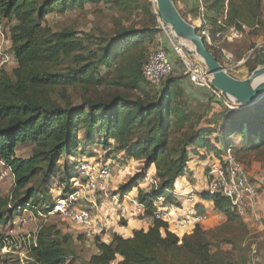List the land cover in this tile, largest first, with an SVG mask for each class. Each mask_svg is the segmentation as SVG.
Masks as SVG:
<instances>
[{
    "label": "trees",
    "instance_id": "trees-1",
    "mask_svg": "<svg viewBox=\"0 0 264 264\" xmlns=\"http://www.w3.org/2000/svg\"><path fill=\"white\" fill-rule=\"evenodd\" d=\"M203 1L212 25L225 8L228 25L253 26L258 18L260 0ZM101 2L121 12L144 10L138 0H0V23L16 62L10 72L0 71V161L14 179L11 196H0V247L6 241L4 229L22 210L52 211L46 197L54 183L64 186L61 197H67L71 180L78 177L76 155H88L89 148L106 149L113 140L112 153L118 152L124 162L141 163L116 195L124 199L135 189V200L151 217L159 199L163 207L179 206L173 197L175 184L192 159H204V153L219 159L224 149L238 154L264 146V96L246 108L225 109L213 121L188 106L178 89L179 76L165 80L157 91L142 77L145 59L137 47L158 33L156 13L148 26L120 28L99 43L70 29L53 31L45 24L55 12ZM263 64L264 53L256 57L249 73ZM75 88L108 92L94 99L82 96L74 104L66 93ZM235 136L240 138L239 152L232 140ZM24 145H32L27 159L15 153ZM152 166L156 184L144 190L139 186ZM34 182L36 188L27 187ZM199 196L211 202L227 223L238 220L227 199L206 191ZM196 209L204 211L202 206ZM209 246L200 228L179 237L166 223L154 221L130 237L113 233L109 242L96 237V252L85 260L71 236L42 228L31 245L29 264H210Z\"/></svg>",
    "mask_w": 264,
    "mask_h": 264
},
{
    "label": "rangeland",
    "instance_id": "rangeland-1",
    "mask_svg": "<svg viewBox=\"0 0 264 264\" xmlns=\"http://www.w3.org/2000/svg\"><path fill=\"white\" fill-rule=\"evenodd\" d=\"M138 2L143 4L144 10L140 9L121 12L120 10L113 8L109 3L101 2L98 5L87 4L81 10L76 9L55 12L46 17L45 24L53 31L70 29L76 32L79 37L88 36L95 43H99L103 38L112 36L120 28H139L151 24V16L155 14V3L153 4L152 0H138ZM225 9L227 12V8ZM257 15L258 18L253 26L243 24L247 28V31L246 36L242 41L226 45V49L233 54L236 61H239L243 56H246V53L252 47L256 45L264 46V0H260V8ZM227 21L228 20H226V22ZM154 26L157 28L158 33L153 38L145 41L142 46L139 45L137 51L144 53V59L146 60L156 47L162 46L173 65L172 73L163 80L162 84L169 78L179 76L181 79L179 87H177L182 91L183 98L185 100L187 99L188 106L192 110L198 109L199 112L204 113V116L207 117L208 120L217 121L224 110L229 107H226L222 101H216L210 96L208 97L209 101L207 103H200L191 98V96L197 94V90L202 89L194 86L183 76V67L179 57L172 50L169 41L170 30L167 26L163 29L158 23L157 18L154 21ZM3 35V41L0 36L1 50L10 46L5 35V28ZM189 49L190 47L186 45V47L183 48V51L186 52V50ZM256 57L257 54H254L247 59L246 63L240 66L231 64L230 68L227 69V74L236 79H242V77L249 76V69L252 67L253 61L256 60ZM13 69V67H8L4 71L10 72ZM101 73L102 75H107V72L104 69H101ZM161 86L158 89H160ZM107 92L106 88H94L93 90L86 91L84 89L81 90L75 88L67 90L66 95L72 103L78 104L82 96L94 99L105 96ZM57 97L60 98L58 95ZM217 125L221 126L222 123L219 122ZM232 140L236 144V150L239 152L241 145L240 138L235 136ZM110 144L111 146L109 145L106 149L102 148L103 146L101 145L96 146L94 149L89 148L87 150L88 155H80L78 153L76 155L75 161L77 162L76 168L78 170V176H83V167H88L91 172L96 170L100 165H109L112 170L110 181L105 187H103V189H98L94 193V204L89 202H78L69 209L67 214H62L60 212L57 214H47L42 210L39 211V209L34 210L32 209L33 207H30V209L27 208L26 212L22 211L18 213L13 218L12 223L8 224L3 231V238L6 241L3 243V246L0 247V264H29L32 261L31 245L34 242V237L42 228H52L53 231H58L62 235L67 234L71 236L72 244L77 250L79 257L88 260L96 252L95 238L88 237L82 233L75 224H73L70 217L71 211L80 210L82 207L88 208V210L92 211L93 215L98 219L111 220L112 226L102 234L103 237L101 239L105 241H110L111 235L115 231L116 233L118 231L121 235L127 236L129 235L132 226H138L140 224L138 221L141 219V216L138 215V209L135 203L131 201L132 198L136 196L137 192L133 190L124 197V199H121L116 193L119 186L139 171L142 165L135 161L124 162L119 157L118 152L112 153L115 145L113 140H110ZM31 149L32 145L19 146L15 151L16 156L18 158L27 159L31 156ZM109 149L111 150V153L106 155L109 152ZM232 150L234 157L246 168L252 181L257 186L256 206L250 210L245 217H238V220L232 223H227L226 218L222 214L214 215V213L211 212L205 213L208 220L206 219L195 228H200L205 232V238L210 245L209 250L212 255L210 264H242L241 260L244 257L247 258L248 261L246 264H248L253 249L257 251L260 257V264H264V146L260 147L257 151L245 150L240 151L238 154H235V149ZM91 154L95 157H91ZM63 160L64 159L58 163L59 166L63 163ZM66 161H68V159ZM216 161L217 159L211 158L205 160L203 164H201V169H203L204 174L201 177L198 176L199 180L195 179V183L200 185V189L197 191L198 193L205 191V185L209 176V167L216 163ZM152 169L153 168L151 167L147 171V177L141 182L139 186L140 188L146 190L156 181L155 177H153ZM184 179L185 175H181L177 181H182ZM73 181L74 179L71 180V182ZM37 185L38 182H34L30 183L27 187L36 188ZM179 186L180 184L177 186L178 189H176L174 195L184 194L177 192V190L181 188ZM13 188V175L0 161V196L3 198H9L12 194ZM63 188L64 186L59 187V184L54 183L51 186L49 193H47L49 198L46 197V201L47 203L49 202L48 205L52 204V208L59 204L60 200H63L61 197L63 195ZM113 197H116V199L113 200ZM183 199H185L184 196ZM198 199L202 198L199 196ZM203 202L207 203L208 201L204 200ZM180 204L184 208L182 202H180ZM170 207L171 208L167 209H169L168 211L174 217L180 216L186 211L193 212V208L195 209L194 204L190 205L189 203H187L186 210H183L182 212H179V206ZM196 212L197 214H200L198 211ZM105 220L104 224L107 229V222ZM124 221L125 224L123 223ZM168 226L170 231H173V233L179 237L192 235L195 230V228L191 227L178 230L171 222H169Z\"/></svg>",
    "mask_w": 264,
    "mask_h": 264
},
{
    "label": "built area",
    "instance_id": "built-area-1",
    "mask_svg": "<svg viewBox=\"0 0 264 264\" xmlns=\"http://www.w3.org/2000/svg\"><path fill=\"white\" fill-rule=\"evenodd\" d=\"M196 1L199 11V24L194 28L196 29L197 35L202 39L207 50L211 53H215L220 65L223 68L226 67L224 68L226 72L231 64L240 66L246 63L247 59L254 54H257L258 56L259 54L264 53V46L256 45L246 53V56H243L239 61H236L233 54L226 49V45L242 41L246 36L247 28L244 25L239 27L228 25L226 22V9L224 10L223 16L218 18L215 21V24L212 25L206 18L204 1ZM152 2L153 4L155 3L154 0H152ZM155 13L157 14L156 8ZM157 21L163 29L166 28L159 17L157 18ZM3 32L4 25L0 23V36L2 41L4 40ZM169 37L172 50L181 61L183 76L194 86L205 90L210 97H213L216 101H222L226 107H229L222 99L220 93L211 87L210 76L203 63L199 59L187 55L186 52L183 51L181 43L173 37L171 32L169 33ZM15 65V58L10 52V46L2 50L0 48V71L8 67H14ZM172 71L173 65L168 54L162 46H159L149 54L143 64L141 73L142 77L153 89H158L163 80L168 77ZM82 175L83 176H78L73 182H71V192L69 195L63 200H60L59 204L54 206V208L51 209L52 211L47 214H57L59 212L67 214L69 209L78 202H89L94 204V193L98 189H103V187H105L110 181L112 170L109 165H100L96 170L91 172L88 167H83ZM154 184H156V182H153L152 185ZM205 191L208 192L209 195L217 194L227 199L230 203L231 211L238 217H245L248 212L256 206L257 186L252 181L246 168L234 157L231 148L224 149L216 163L209 167V176L205 185ZM173 196L175 198L184 196V201L190 205L194 204L197 197L193 192L179 195H174L173 192ZM114 199H116V197H113V200ZM131 201L135 203L138 209L142 207L135 200V196ZM161 202L162 200L159 199L156 203V211L151 217L145 216L144 212L142 213L149 226H151L154 221H162L167 225L171 222L175 225L176 229L180 230L188 227L195 228L207 219L205 213L197 214L194 208L193 212L186 211L180 216L174 217L168 211L169 209H167L171 207H163L161 206ZM26 210L27 209H24L22 211L26 212ZM183 210L185 209L181 206L179 212H182ZM70 217L73 224H75V226L88 237H99L101 239L103 237V232L107 230L103 219H98L93 215L92 211L88 210L86 207H82L80 210L71 211ZM248 264H260V257L255 249L251 251Z\"/></svg>",
    "mask_w": 264,
    "mask_h": 264
},
{
    "label": "water",
    "instance_id": "water-1",
    "mask_svg": "<svg viewBox=\"0 0 264 264\" xmlns=\"http://www.w3.org/2000/svg\"><path fill=\"white\" fill-rule=\"evenodd\" d=\"M154 1L161 22L167 26L183 48L186 45L190 47L189 50H186L187 55L200 59L210 76L211 87L220 93L229 107L243 109L256 103L264 96V64L255 68L243 80L230 76L217 61V58L207 50L194 26L181 16L172 0Z\"/></svg>",
    "mask_w": 264,
    "mask_h": 264
},
{
    "label": "crops",
    "instance_id": "crops-1",
    "mask_svg": "<svg viewBox=\"0 0 264 264\" xmlns=\"http://www.w3.org/2000/svg\"><path fill=\"white\" fill-rule=\"evenodd\" d=\"M172 1H173L174 5L176 6L178 12L183 16V18L189 24H191L194 27L198 26V24H199V22H198L199 11H198V4H197L196 0H172ZM247 77H242V79H239V80H243ZM208 97H209V94L205 90H197V94H195L194 96H191V98L199 101L200 103H207L209 101ZM204 155H205L204 159L194 158L189 162L188 170L185 173V179L182 181H180V180L176 181L177 183L175 184L174 193L176 192V189H178L177 186L180 184L179 187H181V188L179 190H181V191L177 190V192L184 193V194L189 193V192H193L196 194L197 197H196V200L194 202L195 209L197 206H202L204 208V211L201 213L211 212V213H214V215H217V214L219 215V213L214 211L213 204L211 202L204 203L203 202L204 200L198 199L199 193L197 191L200 189V185L195 183V179L199 180L198 176L201 177L204 174L203 169H201V166H202L201 164H203V162L207 159H211V158L215 159V157L212 154L206 155V153H204ZM152 168H153L152 172H153V177H154L155 170H154L153 166H152ZM134 191H136V190H134ZM176 200L178 201L179 208H181L180 202H182V204L184 205V209L186 210L187 202L183 201L184 200L183 197L176 198ZM196 211H197V209H196ZM137 212H138V215L141 216V219H139V221H138L140 224L138 226H132V228H130L129 235H127V236L122 235L123 237H130L134 230H140V229L146 230L149 227V225L146 223L145 217L142 215V213L144 212L143 207L139 208ZM198 213H200V212H198ZM104 220L105 219H103V221ZM105 221L107 222V227H108L107 230H108L112 226V222H111V220H105ZM133 221H136V220H133ZM123 223L125 224V221ZM114 233H116V231ZM117 233H119L121 235L120 232L117 231ZM102 241L103 242H109V241H105V240H102Z\"/></svg>",
    "mask_w": 264,
    "mask_h": 264
}]
</instances>
